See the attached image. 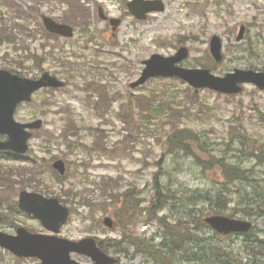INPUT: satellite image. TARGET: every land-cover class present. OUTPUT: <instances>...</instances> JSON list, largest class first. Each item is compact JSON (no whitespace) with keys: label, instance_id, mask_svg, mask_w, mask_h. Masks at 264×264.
<instances>
[{"label":"rangeland","instance_id":"rangeland-1","mask_svg":"<svg viewBox=\"0 0 264 264\" xmlns=\"http://www.w3.org/2000/svg\"><path fill=\"white\" fill-rule=\"evenodd\" d=\"M14 1L23 7L20 12L23 23L33 30V36H25L23 40L35 57L23 59L25 53L22 50L15 51L12 43L0 40V67L10 64L16 72L28 77H37L47 70L68 84L55 92L36 93L32 102L19 108L15 114L20 121L38 117L43 120L42 127L34 133L37 136L29 141L31 152L26 157L41 160L36 181L49 192L46 195H61L66 205L76 208L63 229L64 235L72 238L117 236L115 230L101 229L100 223L98 230L91 220V210L78 207V198L68 195L78 193L96 205L101 203V211L96 213L100 220L105 213L120 211L108 205L111 195L131 187L136 188L146 204L153 192L152 177L155 172L160 173L161 184L172 187L179 194L211 189L216 183L219 189L224 185L232 200L237 202L232 208L239 211L236 213L228 209L224 213H236L234 217H241L243 212L240 210H252V219H248L254 223L252 233L264 234V217L254 212L256 206L237 198V191L247 184L221 183L228 181L229 177L215 175L214 171L205 169L207 164L204 163L210 158L211 162L220 160L241 167L246 175L254 178L256 184L262 182L264 158L261 154L263 162L252 158L251 147L264 148V90L247 84L240 94L230 97L209 89L197 90L196 96L185 97L184 90H188L189 86L171 77L152 78L134 89L129 86L140 74L143 59L153 53L173 54L180 46L189 50L185 66L208 68L217 75H224L234 68L264 71V0H162L165 4L163 12L154 13L144 21H136L127 14L126 0H78L89 9L90 23L84 27L74 24L75 35L69 40L47 39L41 32L40 20L41 14L64 12L68 4L57 0ZM96 4L109 16L123 20L113 39L107 24L96 16ZM4 22L12 23L11 13L6 8H0V23ZM241 24L245 26L244 34L237 40ZM212 35L222 40L220 62H215L209 55L208 43ZM18 41L16 38L17 46ZM12 61L22 66L13 65ZM35 64L41 65V69L37 70ZM88 82L98 83L107 91L108 106L103 109L94 107L93 110L86 103V96L91 92L82 90L84 87L98 93ZM96 98L95 95L94 100ZM120 113L125 115V120H130L125 130L118 118ZM68 122L76 127V134L68 141H62L60 133ZM188 132L196 134L198 141L184 138L188 141L187 152L168 146L167 138L173 133L186 135ZM124 134L126 137L115 142ZM95 139L107 142L109 146L105 150L90 151L80 146L89 148ZM247 145L250 147L247 148ZM57 158L63 159L68 167L67 176L60 181L54 179L50 167ZM0 162L15 164L5 160ZM29 162L19 163L24 165ZM103 176L107 177L100 180ZM15 179L11 178L10 187L0 185L2 204L16 199L21 188L12 183ZM247 194L250 196L249 191ZM196 203L198 208H207L200 201ZM184 210L178 207L176 201L161 213L172 214L176 219L183 217L181 212ZM0 211H4L1 206ZM209 213L203 211L198 218ZM16 220L39 229L36 222L21 214ZM144 227L143 224L139 227L134 224L132 229L143 237H151L156 231L160 233L157 224ZM5 231L11 232V229ZM159 240L156 238V241ZM219 242L221 253L225 251L229 254L221 262L212 259L206 252L207 245L202 244L191 251L198 252L192 257L194 261L183 258L182 264H239L237 261L240 258L247 257L242 237L231 235ZM0 259V264H37L32 260L15 263L6 253H0ZM122 262L129 264L125 259ZM139 262V259H134L132 264ZM241 264L248 263L243 260Z\"/></svg>","mask_w":264,"mask_h":264},{"label":"water","instance_id":"water-1","mask_svg":"<svg viewBox=\"0 0 264 264\" xmlns=\"http://www.w3.org/2000/svg\"><path fill=\"white\" fill-rule=\"evenodd\" d=\"M158 4L159 6H154ZM130 6H134L137 11L161 10V2L159 1H140L133 0ZM45 26L51 31L67 33L66 26L57 25L50 19L43 17ZM221 43L218 37H213L210 42V51L216 60H220ZM187 56V49L180 48L174 56L163 57L159 54L152 55L149 60L145 61L146 67L140 79L132 85L142 83L146 78L156 74L177 75L184 78L193 86H208L225 93H236L241 90L238 83L254 82L260 88H264V73H256L253 71H238L233 74H227L224 77H216L209 73L206 69H186L175 66L176 62L181 61ZM62 83L56 78L45 73L37 80H29L10 75L8 72L0 71V132L8 135L6 142L0 143V147L12 148L16 151L23 152L26 149V139L30 133L24 131L25 127L36 128L41 124L40 120H36L29 124H21L13 120V111L15 105L21 100H29L33 91L43 86H59ZM53 167L58 169L61 174L64 173L63 163L56 161ZM23 194V193H22ZM25 203L20 205L23 210L32 213L41 219L43 224L48 228H58L64 223L69 211L67 208L59 205L55 198L47 199L38 194L24 192ZM215 230L221 233L228 232H245L250 228L248 221L230 219L225 216H210L204 219ZM29 235L22 229H18V236L8 240L0 233V244L8 247L19 255H38L42 258L44 264H56L59 261L62 264H73L64 258L68 248L65 245L56 243L53 238ZM57 249L63 254H59L56 259L51 255H56ZM97 250V249H96ZM98 264H111V260L102 258V253L97 250L94 253Z\"/></svg>","mask_w":264,"mask_h":264},{"label":"trees","instance_id":"trees-1","mask_svg":"<svg viewBox=\"0 0 264 264\" xmlns=\"http://www.w3.org/2000/svg\"><path fill=\"white\" fill-rule=\"evenodd\" d=\"M184 138L185 135H176L173 136V138L169 139L168 143L185 150L187 144L183 142L185 141ZM187 138H193L194 140H197L195 136H187ZM258 151L259 153H262L260 149ZM217 164L221 167V162H218ZM225 170H227L228 173H231L233 175H235V173L240 172V170L238 169H235L234 171L231 167H225ZM240 176H243V174H241ZM242 180H249V178L246 176ZM32 181L33 180H28L24 182L23 185H31ZM155 185L158 188V191H156L155 200L153 201L152 205L145 208V216L147 218L154 217L159 210L165 207L164 203L167 201V199L168 201L173 200L174 196L173 191H171L170 189L159 187L157 181H155ZM248 191L250 193V196H248L247 194ZM226 193V191L224 192V190L221 189H207L203 191L194 190L190 195L187 196L188 200L186 199V195H184L186 201L182 199V203H180V208L185 209L182 213L183 219L182 217H177L176 221L174 222L162 221V224L164 226L163 230L165 234H163L164 236L162 237L159 243H154L152 239L144 240L136 238L133 241L136 248V253L144 256V261H146L147 263L182 264L183 259L181 257L184 254H190V252H188L187 245L189 244V241H193L195 247L198 246V243L207 244L211 255L210 257H212L214 260L221 261V257H227L229 254L227 252L221 253L220 243L216 240H212V236L218 237V235L212 233L207 228V226L200 220V218L196 217L201 213V210L197 208L196 201H200L206 204L208 211H211L215 214H219L224 210V208H226L227 201L231 199L230 195ZM125 197L126 194H124V198ZM238 197L239 199H242L243 201L247 202V204H254L256 206V210L254 212L264 217V179L257 186L251 185V188L249 190L242 189ZM247 199L249 200L247 201ZM191 203L193 204L192 208L190 206ZM259 205H262L263 207ZM243 211L246 216L252 215L251 210ZM206 229L212 235L208 239L202 236L207 231ZM206 241L208 243H206ZM249 241L251 244L250 246L247 245V252L249 256L246 258V261L248 260L253 261L256 264H264V234L256 235L253 239H250ZM115 242L117 243L112 244L114 247V249L112 248L114 252L125 251V248L122 247V245L124 243H128V241L124 232L122 239ZM108 247H111V245ZM192 255L195 256L196 254L192 253ZM239 262L242 263V259L239 260Z\"/></svg>","mask_w":264,"mask_h":264},{"label":"flooded vegetation","instance_id":"flooded-vegetation-1","mask_svg":"<svg viewBox=\"0 0 264 264\" xmlns=\"http://www.w3.org/2000/svg\"><path fill=\"white\" fill-rule=\"evenodd\" d=\"M106 22V21H105Z\"/></svg>","mask_w":264,"mask_h":264}]
</instances>
